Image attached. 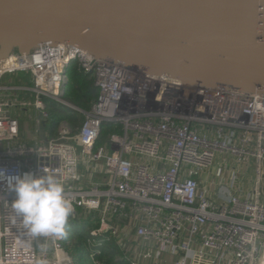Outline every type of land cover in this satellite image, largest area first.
Returning a JSON list of instances; mask_svg holds the SVG:
<instances>
[{"label": "built area", "instance_id": "1", "mask_svg": "<svg viewBox=\"0 0 264 264\" xmlns=\"http://www.w3.org/2000/svg\"><path fill=\"white\" fill-rule=\"evenodd\" d=\"M73 61L97 88L87 111L63 98L65 68ZM17 72L30 74L31 85L1 84L2 76ZM16 91L32 96L15 100ZM45 98L82 113L78 131L61 121L55 136L18 143L11 108L33 107L38 132L50 119ZM104 123L117 129L98 143ZM217 157L231 162L227 170L219 163L210 197L199 182ZM248 167L256 175L243 190L240 169ZM263 168V92L185 83L50 40L0 58V169L57 176L73 207L69 218L98 224L89 246L109 239L119 251L132 246L117 260L159 264L168 254L173 264H264ZM14 198L0 182V264H74L63 248L66 233L32 236Z\"/></svg>", "mask_w": 264, "mask_h": 264}, {"label": "water", "instance_id": "2", "mask_svg": "<svg viewBox=\"0 0 264 264\" xmlns=\"http://www.w3.org/2000/svg\"><path fill=\"white\" fill-rule=\"evenodd\" d=\"M44 40L264 93V0H0V58Z\"/></svg>", "mask_w": 264, "mask_h": 264}, {"label": "trees", "instance_id": "3", "mask_svg": "<svg viewBox=\"0 0 264 264\" xmlns=\"http://www.w3.org/2000/svg\"><path fill=\"white\" fill-rule=\"evenodd\" d=\"M63 98L74 106L87 111L97 96V88L93 77L79 70L77 62H71L65 68V81L63 84ZM46 109L50 115L48 129L51 134L56 132L61 121H66L74 132H77L84 120V115L58 103L45 98ZM77 128V129H76ZM117 128L110 123H104L101 129L100 140L102 142L110 132ZM79 214V212H77ZM95 220L90 218H69L62 240L65 252L72 258L74 264H94L95 261L103 264H128L127 261L117 260L119 249L113 239L104 240L101 245L91 247L88 245L89 231L97 227Z\"/></svg>", "mask_w": 264, "mask_h": 264}, {"label": "clouds", "instance_id": "4", "mask_svg": "<svg viewBox=\"0 0 264 264\" xmlns=\"http://www.w3.org/2000/svg\"><path fill=\"white\" fill-rule=\"evenodd\" d=\"M0 182L15 194L12 206L34 237L64 235L73 207L55 175H8L0 169Z\"/></svg>", "mask_w": 264, "mask_h": 264}, {"label": "crops", "instance_id": "5", "mask_svg": "<svg viewBox=\"0 0 264 264\" xmlns=\"http://www.w3.org/2000/svg\"><path fill=\"white\" fill-rule=\"evenodd\" d=\"M31 83H32V81L30 80V84L29 85L27 84V85H18V86H30ZM16 92L19 93V95H20L19 98H23V97H25V98H31V96H32V94L31 93H28V92H23V91H16ZM15 110H17V109H14V108L12 109L11 108L10 113H11V116L17 121V124H18V120L16 119V117L13 116L14 113L17 112V111L15 112ZM18 110H23L24 112H27L28 109H26V110L25 109H18ZM33 110H34V108H33ZM18 112H20V111H18ZM78 113H80V112H78ZM34 116H35V110H34L33 117ZM49 123H50V119L48 121L46 120L45 123L43 124V126L40 127L39 131L38 132H34V136L33 137L32 136H29L27 141L30 144H27V145H34V143H36V142H38V144H39V143L43 142L44 140L48 139V137L55 136L56 135V132H57V128H56V132L54 134H51L50 131H49V129H48ZM32 127L34 129V122H33V120H32ZM18 129H19V125H18ZM22 140H24V139H20L19 131H18V136H17L16 141L18 143H22ZM218 158H220V157H217L216 158L217 160L215 159L214 165L211 168H209V169H212V171H210L209 169H206V170H204L202 172L201 177H200V182H199L200 189L203 190V191H205L207 193V195H209L210 197L213 196V194L215 193V191H216V189L218 187V180H217V178L215 176V171L216 170H214V168H215L214 166H216V164L217 165H220L219 163L226 162L227 160H229L231 162V159H228L226 157H222V160H219ZM240 170H241V174H242L244 168H241ZM238 186L241 189L246 190V188H245V182L243 181V179H240ZM263 200H264V198H263ZM127 240H129L130 242H133L132 237H129ZM128 248L129 249L128 250L126 249V251H123V250L122 251H119V255H125V254L131 253L130 250L132 249V246L129 245ZM140 264H153V263L151 261H143ZM159 264H173V258L170 255H168V254H164L163 255V261L161 263H159Z\"/></svg>", "mask_w": 264, "mask_h": 264}, {"label": "rangeland", "instance_id": "6", "mask_svg": "<svg viewBox=\"0 0 264 264\" xmlns=\"http://www.w3.org/2000/svg\"><path fill=\"white\" fill-rule=\"evenodd\" d=\"M16 50V49H14ZM30 80L31 77L29 74L27 73H23V72H17V73H12V74H6L4 76H2L1 78V84L5 85V86H18V85H29L30 84ZM23 82V83H22ZM19 93L15 92L14 93V99L16 100L19 97ZM5 99H9L8 97H6ZM13 109V108H12ZM17 109L15 110L16 113H14V117H16V119L18 120V125H19V136L20 139H24L22 140L23 144H30L27 140L29 136H34V129L32 127V120H33V115H34V110L32 107L27 108V112H24L23 110H18V108H14ZM20 111V112H18ZM219 160H222V157L218 158ZM229 159V158H228ZM217 160V159H216ZM230 165V161L227 160L226 162H224L221 167L224 170H227L228 166ZM219 165L216 164V166H214V170L217 169ZM210 171H212V169H209ZM264 171V168H263ZM255 172L254 169L252 167H248V168H244L240 178L243 179V181L245 182V188L249 189L251 186V182L254 181L255 178ZM264 175V173H263ZM260 191H261V199L263 200L264 198V176L261 179V183H260ZM41 249V248H39Z\"/></svg>", "mask_w": 264, "mask_h": 264}, {"label": "bare ground", "instance_id": "7", "mask_svg": "<svg viewBox=\"0 0 264 264\" xmlns=\"http://www.w3.org/2000/svg\"><path fill=\"white\" fill-rule=\"evenodd\" d=\"M23 83V82H22Z\"/></svg>", "mask_w": 264, "mask_h": 264}]
</instances>
